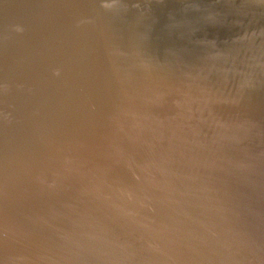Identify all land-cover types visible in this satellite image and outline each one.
Returning a JSON list of instances; mask_svg holds the SVG:
<instances>
[{"label":"water","instance_id":"95a60500","mask_svg":"<svg viewBox=\"0 0 264 264\" xmlns=\"http://www.w3.org/2000/svg\"><path fill=\"white\" fill-rule=\"evenodd\" d=\"M0 264H264V0H0Z\"/></svg>","mask_w":264,"mask_h":264}]
</instances>
